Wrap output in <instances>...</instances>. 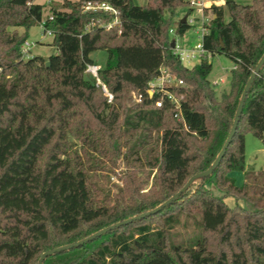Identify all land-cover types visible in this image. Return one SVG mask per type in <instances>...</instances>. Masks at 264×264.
<instances>
[{
    "label": "trees",
    "instance_id": "obj_1",
    "mask_svg": "<svg viewBox=\"0 0 264 264\" xmlns=\"http://www.w3.org/2000/svg\"><path fill=\"white\" fill-rule=\"evenodd\" d=\"M88 2L107 3L117 15L85 12ZM182 6L185 0L146 6L62 0L46 16L47 6L37 0H0V264H39L49 250L161 206L213 165L264 55V0L213 6L202 41L206 54L192 68L174 54L169 38ZM116 17L112 28L98 23ZM44 20L56 54L24 59L30 29ZM190 27L180 20L176 33ZM96 51L104 64L91 57ZM217 54L235 62L230 91L220 96L209 80ZM89 65H101L98 78L112 102L87 73ZM163 67L183 81L169 88L178 109L167 99L157 107L158 96L147 92ZM129 89L142 96L139 103ZM248 133L264 139V65L211 176L196 179L157 214L43 264H264V170L246 167ZM118 170L123 186L110 181ZM234 171L244 173L243 185L230 177ZM193 211L200 230L182 239L174 231L187 228ZM213 235L223 247L218 251Z\"/></svg>",
    "mask_w": 264,
    "mask_h": 264
},
{
    "label": "rangeland",
    "instance_id": "obj_2",
    "mask_svg": "<svg viewBox=\"0 0 264 264\" xmlns=\"http://www.w3.org/2000/svg\"><path fill=\"white\" fill-rule=\"evenodd\" d=\"M49 0H37V3L43 4L47 6L45 15H49L50 5H48ZM135 4L140 6L148 5L149 0H133ZM187 1V0H185ZM239 4L248 5L251 3V0H234ZM61 3V2H59ZM189 15L188 6H182L177 8L175 11V15L173 17V23L170 28L169 38L171 40H175L178 52H190L198 45L202 43L203 36V25L199 21L200 17L196 13H191L189 15L190 29L184 35H178L176 33L177 26L180 20H182L185 16ZM166 16H169L166 14ZM199 18V19H198ZM228 20V18H226ZM18 31L20 33L24 32L23 28H19ZM28 41L34 43L32 47V55L37 57H42L44 59H49L52 55L56 54V49L51 45L53 42V36L50 34H44V30L41 25L35 26L30 29L28 34ZM91 57L96 59L99 64H104L106 57L100 51H96L92 53ZM213 69L209 76V80L212 84L219 83L215 85V91L218 96L222 95L224 92H229L231 87V71L235 66V62L228 58L225 55L217 54L210 59ZM183 64L186 67L192 68L193 66L200 63V57H196L194 59H183ZM221 80L223 82L221 83ZM131 98L133 102L136 101V92L133 89H129ZM246 167L247 169H254L257 171L264 170V139H260L255 137L252 133L246 134ZM120 172V170H118ZM121 172L116 173L111 177V184H117L123 186L124 181L120 178ZM230 177L235 181L238 186L243 185L244 173L241 171H234L230 174ZM226 203L229 207L236 206V200L233 198H228ZM200 219V215L198 212L193 211V214L190 216L188 220L187 228L183 226H178L174 232L179 233L182 239L185 237H191L195 235L200 229L198 227V222ZM181 221H185V216L181 217ZM211 244L212 248L215 251L222 249L223 247L219 245L220 239L217 235L211 236ZM220 246V248H219Z\"/></svg>",
    "mask_w": 264,
    "mask_h": 264
},
{
    "label": "built area",
    "instance_id": "obj_3",
    "mask_svg": "<svg viewBox=\"0 0 264 264\" xmlns=\"http://www.w3.org/2000/svg\"><path fill=\"white\" fill-rule=\"evenodd\" d=\"M187 6L189 8V15L191 13H196L200 17V22L203 25L204 31L202 36V41L204 35L208 33L207 25L209 24L213 13H212V7L213 6H221L226 3V0H187ZM83 9L85 12H98V11H104V12H110L114 15H117V11L111 7L107 3H99V2H88L83 6ZM189 15L186 16L187 20L186 22L188 24L192 23V20L189 21ZM52 19V17H50ZM199 19V18H198ZM100 27L105 28H112L118 23L117 17L113 20V22L103 24L98 22ZM94 24V23H92ZM88 25L87 29L92 25ZM45 29L46 21H42L40 24ZM44 34H50L52 35V31L46 30ZM203 43V42H202ZM198 45L196 48H194L190 52H178L177 46L175 43V49L174 54L177 55L181 61H183L184 58L186 59H194L196 57H202L204 54H206V51L203 47V44ZM34 46V43L29 42L28 40L25 42L24 46L22 47V56L24 59L31 58L32 55V47ZM101 69V65H89L87 68V73H90L92 76H94L97 79V84L101 85L103 90L105 91L106 95L109 98V102H112L113 96L108 92L107 88L102 85L101 81L98 78V72ZM1 72V69H0ZM223 80H221V83ZM219 83H214L213 85H218ZM183 85L182 80H177L166 68H161L160 73L158 76L152 80L149 85L147 92L150 97L158 96V99L156 100V106L162 107L164 100H169L171 103L175 105V108L180 107L179 99L176 97V95L169 89L171 87H177ZM142 99V96H136V101L139 103Z\"/></svg>",
    "mask_w": 264,
    "mask_h": 264
},
{
    "label": "water",
    "instance_id": "obj_4",
    "mask_svg": "<svg viewBox=\"0 0 264 264\" xmlns=\"http://www.w3.org/2000/svg\"><path fill=\"white\" fill-rule=\"evenodd\" d=\"M186 16L181 20V22L184 24L186 23ZM175 40H172L171 42V46L172 48L175 47ZM46 65L49 67L50 66V62L48 61L46 63ZM264 65V55L263 57L261 58L260 62L258 63L255 71L253 72V74L251 75L244 91H243V94H242V97H241V100H240V103H239V106H238V110H237V113H236V116H235V120H234V124L232 126V129H231V132L223 146V148L221 149L220 153L218 154L216 160L214 161L213 165L205 172L201 173V174H198L194 177H192L188 182L187 184L184 186V188L178 193L176 194L175 196H173L171 199H169L168 201H166L165 203H163L161 206L149 211L148 213H144V214H141L139 216H136V217H133V218H129L123 222H119L117 224H114V225H111L107 228H104L102 229L101 231H98L96 233H94L93 235H91L90 237L88 238H85L84 240H81L79 242H76L74 244H70V245H67V246H63V247H60V248H56V249H53V250H49L47 252H45L40 260H39V264H43L44 261L52 256V255H55L57 253H61V252H64V251H67V250H70V249H73V248H77V247H80L90 241H93L103 235H105L106 233L116 229V228H119L123 225H127V224H130L134 221H137V220H141L147 216H151V215H155L157 214L158 212H160L163 208H165L166 206L170 205L173 203V201H175L183 192H185L190 186L191 184L198 178H205V177H208V176H211L213 174V172L217 169V167L220 165L229 145L231 144L235 134H236V131H237V128H238V125H239V121H240V117H241V114H242V111H243V107H244V104H245V101H246V98L253 86V83L256 79V77L258 76L261 68L263 67Z\"/></svg>",
    "mask_w": 264,
    "mask_h": 264
},
{
    "label": "crops",
    "instance_id": "obj_5",
    "mask_svg": "<svg viewBox=\"0 0 264 264\" xmlns=\"http://www.w3.org/2000/svg\"><path fill=\"white\" fill-rule=\"evenodd\" d=\"M59 2H62V0H49L47 4L50 5L51 3H59Z\"/></svg>",
    "mask_w": 264,
    "mask_h": 264
}]
</instances>
